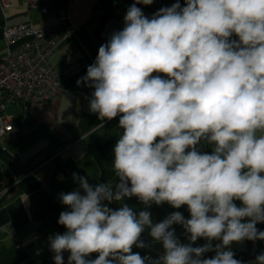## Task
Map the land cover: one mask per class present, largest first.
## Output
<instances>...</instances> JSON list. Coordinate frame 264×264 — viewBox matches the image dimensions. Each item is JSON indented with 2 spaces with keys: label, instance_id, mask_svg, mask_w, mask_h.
<instances>
[{
  "label": "clouds",
  "instance_id": "obj_1",
  "mask_svg": "<svg viewBox=\"0 0 264 264\" xmlns=\"http://www.w3.org/2000/svg\"><path fill=\"white\" fill-rule=\"evenodd\" d=\"M152 3L135 0L77 81L94 89L89 108L101 121L85 135L119 116L118 182L73 174L79 189L60 194L66 231L49 237L55 264L65 251L68 264H242L231 245L264 240V0H176L151 18L137 7ZM132 197L138 214L124 203ZM164 203L187 206L190 218L176 211L154 223L147 209ZM146 229L162 244L157 259L132 251L146 247ZM198 239L207 243L194 247ZM249 264H264V253Z\"/></svg>",
  "mask_w": 264,
  "mask_h": 264
},
{
  "label": "crops",
  "instance_id": "obj_2",
  "mask_svg": "<svg viewBox=\"0 0 264 264\" xmlns=\"http://www.w3.org/2000/svg\"><path fill=\"white\" fill-rule=\"evenodd\" d=\"M9 7L0 6V54L5 50L2 36L4 27L30 24L44 27L58 23L61 32L72 27L69 34L50 62L63 77L62 94L54 100L28 105L11 104L5 112L12 116L13 130L0 138V171L11 185L0 196V264H43L49 254V237L63 234L66 228L58 224L59 215L67 207L60 201L61 193L79 189V181L73 174L85 177L89 184L100 183L103 171L109 173L104 183H116L118 177L112 169L114 147L121 134L119 116L103 121L100 133L85 135L89 129L101 123L98 114L89 108L93 88L77 85L86 76L87 68L93 64L98 49L108 42L114 32L124 27V16L130 5L116 0H37L36 8H28L26 0H3ZM176 0H153L151 5L140 7L145 16L151 18L162 7H170ZM185 6V0H179ZM65 20H60V17ZM100 140L104 144L100 159L90 152L89 146ZM71 143V154L60 167L50 160L54 150ZM201 151L211 154L209 145H201ZM59 161V160H58ZM108 204V202H105ZM137 214L144 205L136 198L124 200ZM240 206L241 202L236 201ZM122 205L112 202L108 207L118 210ZM154 223L163 221L169 214L179 211L187 219V206L179 209L169 204H152L147 209ZM175 235L181 243H189L181 225H173ZM256 227L264 231V222ZM146 247H133V253L157 259L162 253V244L154 242L148 230L141 236ZM207 243L198 239L195 246ZM220 243L213 241V246ZM234 258L249 264L264 253V240L233 243ZM214 251L204 254L212 258ZM97 254L89 257L95 259Z\"/></svg>",
  "mask_w": 264,
  "mask_h": 264
},
{
  "label": "built area",
  "instance_id": "obj_3",
  "mask_svg": "<svg viewBox=\"0 0 264 264\" xmlns=\"http://www.w3.org/2000/svg\"><path fill=\"white\" fill-rule=\"evenodd\" d=\"M0 6L10 4L0 0ZM26 6L36 8L37 0H26ZM73 32L72 27L61 32L58 23L44 27L19 24L2 29L5 50L0 54V138L13 130L12 116L5 112L8 105L22 104L26 110L30 104L48 102L62 94L63 77L53 68L50 58ZM71 147L68 143L54 150L50 160L64 162ZM54 255L49 254L43 264H55ZM69 255L67 251L63 253L64 264H68Z\"/></svg>",
  "mask_w": 264,
  "mask_h": 264
},
{
  "label": "trees",
  "instance_id": "obj_4",
  "mask_svg": "<svg viewBox=\"0 0 264 264\" xmlns=\"http://www.w3.org/2000/svg\"><path fill=\"white\" fill-rule=\"evenodd\" d=\"M116 1H119V2H122L124 4H127V5H132L135 0H116ZM143 4H137V7H142ZM88 89L90 90V88L88 87ZM94 91V90H93ZM103 148H104V144L102 141L100 140H97L95 142H93L92 144H90L89 146V152L96 158V159H100L101 155H102V152H103ZM57 162H60L58 160H56ZM59 166L60 167H64L63 163L60 162L59 163ZM109 177V173H107L106 171H103V174H102V177H101V180H100V183H104L107 178ZM11 185L10 182L7 181L6 177H5V174L0 171V196L2 195V193L4 192V190L6 188H8L9 186Z\"/></svg>",
  "mask_w": 264,
  "mask_h": 264
}]
</instances>
